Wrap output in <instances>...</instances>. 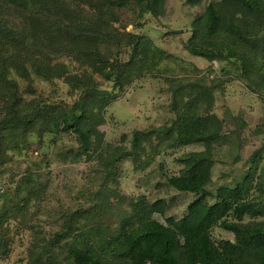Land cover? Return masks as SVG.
Wrapping results in <instances>:
<instances>
[{"label":"trees","instance_id":"obj_1","mask_svg":"<svg viewBox=\"0 0 264 264\" xmlns=\"http://www.w3.org/2000/svg\"><path fill=\"white\" fill-rule=\"evenodd\" d=\"M202 2L186 0L190 6ZM122 8L142 26L148 17L163 15L165 0H0V257L9 251L11 222L31 199L41 200L43 185L36 167L6 182L8 152H21L31 136L39 145L46 135L56 144L68 134L75 146L57 156L94 161L93 187L83 202L60 208L59 224L48 235L29 226L26 264H264V142L238 177L212 186L214 153L230 135H220L222 121L212 111L215 89L234 76L264 104V0L205 1L183 46L207 61L224 62V76L210 82L202 76L167 78L170 120L133 128L129 137L109 144L99 126L115 91L163 55L147 35L109 24L107 16ZM55 78L75 95L70 103L37 91L38 81ZM233 121L231 134L237 135L245 122L240 114ZM252 132L264 134V122ZM192 144L202 149L177 157L180 168L158 181L191 195L185 212L168 214L161 196L127 197L119 190L121 161L142 171L161 154ZM214 227L232 238L215 240Z\"/></svg>","mask_w":264,"mask_h":264},{"label":"rangeland","instance_id":"obj_2","mask_svg":"<svg viewBox=\"0 0 264 264\" xmlns=\"http://www.w3.org/2000/svg\"><path fill=\"white\" fill-rule=\"evenodd\" d=\"M190 6L186 0H165L163 15L157 18L148 17L142 26L134 25V16L127 9L115 10L107 18L111 26L126 31L139 32L150 37L156 47L163 51L158 64L142 76L134 78L122 90H116V99L106 108L105 123L99 126L104 132L105 143H120L123 134L129 137L133 128L167 123L173 116L169 111L170 91L167 78L202 76L208 82L223 77L224 62L207 61L193 55L183 42L190 33V22L198 15L203 4ZM103 87L107 82L96 76ZM23 86L24 82L19 81ZM37 91L51 100H64L70 103L75 95L70 87L61 81H38ZM215 101L212 111L222 121L220 135H227L228 141L220 142L221 147L214 153L212 180L215 187L223 182L229 183L238 177L248 166V156L264 142V134H254L257 124L264 122V104L258 96L248 90L241 81L228 77L220 88L215 89ZM74 94V93H73ZM240 114L245 126L231 134L235 128L233 117ZM239 140V143L236 141ZM36 138L31 136L30 143L21 152H8L11 157L5 164L4 176L13 175L17 180L29 167L34 172L38 168L39 179L43 182L41 200L31 199L27 208L17 213L10 224L9 251L0 257V264H26V250L33 239L31 224L43 235L54 231L58 224L60 208L83 202L88 188H92L95 162L61 161L57 154L63 149L74 147V140L68 134H60L56 144L53 136L46 135L38 145ZM231 141L237 142L231 143ZM38 145V146H37ZM200 144H192L172 149L158 156L148 168L134 172L131 163L123 160L120 163L119 190L129 196L144 195L148 199L161 196L168 203L167 213L176 216L185 212L191 199L190 194L177 193L159 185L164 173H174L180 168L177 157L188 151L200 150ZM50 159L47 165L46 160ZM259 166H264V149L261 152ZM253 188H251L252 191ZM211 235L215 240L232 238V234L220 227H214Z\"/></svg>","mask_w":264,"mask_h":264},{"label":"built area","instance_id":"obj_3","mask_svg":"<svg viewBox=\"0 0 264 264\" xmlns=\"http://www.w3.org/2000/svg\"><path fill=\"white\" fill-rule=\"evenodd\" d=\"M4 191V181L0 179V194Z\"/></svg>","mask_w":264,"mask_h":264}]
</instances>
